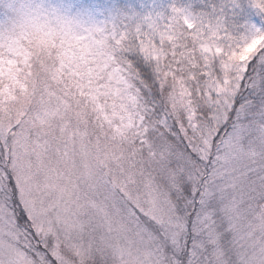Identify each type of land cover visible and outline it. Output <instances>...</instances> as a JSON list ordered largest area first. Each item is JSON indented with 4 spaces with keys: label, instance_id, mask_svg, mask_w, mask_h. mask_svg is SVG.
<instances>
[{
    "label": "snow or ice",
    "instance_id": "obj_1",
    "mask_svg": "<svg viewBox=\"0 0 264 264\" xmlns=\"http://www.w3.org/2000/svg\"><path fill=\"white\" fill-rule=\"evenodd\" d=\"M0 264H264V0H0Z\"/></svg>",
    "mask_w": 264,
    "mask_h": 264
}]
</instances>
